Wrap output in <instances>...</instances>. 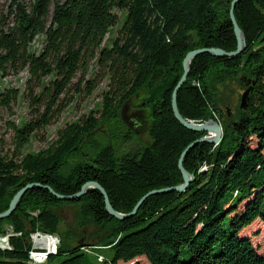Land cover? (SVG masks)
Wrapping results in <instances>:
<instances>
[{
  "label": "trees",
  "instance_id": "1",
  "mask_svg": "<svg viewBox=\"0 0 264 264\" xmlns=\"http://www.w3.org/2000/svg\"><path fill=\"white\" fill-rule=\"evenodd\" d=\"M232 1L11 0L0 12V76L26 72L27 84L41 89L39 95L29 94L31 103L46 107L38 119L14 128L16 153L50 124L56 102L90 63L109 80L99 118L92 112L67 125L45 149L20 160L17 154L0 155V213L25 185L41 186L25 192L14 212L0 221V234L6 225L21 234L10 239V251H0V264L22 263L28 235L36 230L60 237L52 264H131L141 258L148 264H264V255L240 235L254 221L264 223V0H239L234 7L245 44L241 54H200L190 61L176 97L179 114L187 121L218 123L221 137L216 145L200 143L186 154L183 168L191 182L184 192L151 196L133 217L119 221L106 212L96 189L63 201L44 188L69 196L96 182L113 210L126 215L147 193L181 185L178 160L205 133L176 121L172 92L187 53L236 50ZM115 10L124 13L122 25L102 46L119 23ZM35 39L42 44L38 51L32 49ZM248 80L254 84L248 85L247 108L236 107L228 117L222 106L229 85L245 91ZM88 84L90 95L94 81ZM139 95L138 107L148 113L149 143L121 156L110 144L95 146L87 155L82 144L100 123L117 118L122 105ZM17 96V90L7 89L0 102L8 106ZM253 138L256 147L249 145ZM65 206L78 213L76 230L62 222ZM88 227L95 231L85 236ZM108 250L109 256L99 252Z\"/></svg>",
  "mask_w": 264,
  "mask_h": 264
},
{
  "label": "rangeland",
  "instance_id": "2",
  "mask_svg": "<svg viewBox=\"0 0 264 264\" xmlns=\"http://www.w3.org/2000/svg\"><path fill=\"white\" fill-rule=\"evenodd\" d=\"M10 1L11 0H0V12L6 11V8L8 7ZM115 13L119 18V23L113 29L112 33L105 37L102 46H104L106 42L107 43L109 42L107 40L110 37L116 36L117 31L122 25L124 13H122L120 10H115ZM41 47H42L41 41L35 39L34 42L32 43V49L38 51L39 49H41ZM236 47H237V41H236ZM27 81H28V75L26 74V72H21L17 76L11 75L5 78L0 76V93L4 92L7 89H15L18 91V96L16 100L10 102L8 106H5L3 102H0V155L9 158L12 157L14 154H17L16 158L18 160H20L27 153H37L40 150L45 149L47 146H49L59 137L60 132L63 131L67 125L74 122H78L79 120L86 118L90 113L93 112L94 117L99 118L102 112L103 96L109 90L108 78L105 77V75L99 70L95 62L90 63L88 65V71L84 74V76H82L81 72H79L72 80L67 91H65L60 96L59 100L56 102L55 106L53 107V110H55L54 118L50 122V124L44 128H41L40 130L35 131L34 134L31 136L29 144L25 145L16 153L15 150L16 140H15L14 128H19L24 124L28 123L29 121H34L38 119V117L41 114H43L46 108L45 104H40L38 106V105H33L31 103L29 94L32 92V94L34 95H39L41 89L36 88L33 83L27 84ZM48 81L49 78L45 80V82ZM92 81H94V88L92 90V93L88 95L86 93L88 90L86 86H89L88 83ZM76 86L79 87V89L82 92L75 93ZM229 89L230 90H227V100L225 104L222 106L223 111H226L228 117H230L233 114V112H235L236 107L240 108V99H241V95L244 92L242 89H239L234 84L229 85ZM141 98L142 95H139L136 99H131L128 102L124 103L120 108V110L118 111L117 118L111 117L108 120L101 122L100 125L93 132V135L89 137L82 144L83 151L87 155H92V150L94 149L95 146H105L110 144L114 147L117 156H121L123 154H126L128 152L140 148L142 145L148 144L149 143L148 113L142 111L138 107ZM122 110L124 112V118L126 119L127 123H125V121H123L122 119ZM187 122L193 125H202L203 123H205V122L198 123V121L196 122L187 121ZM129 132L131 133L130 134L131 139L129 141H126L125 138ZM205 136H207L206 133L203 137ZM249 145L251 147H256L258 145V142L255 138H253L252 140H250ZM74 161H75L74 159L73 160L71 159L69 160V163L72 164ZM203 170L204 168H202V171ZM73 195H69V196H73ZM61 215H62V222L65 227L73 230L77 229L78 213L75 208L65 206L62 208ZM94 231L95 229L93 227H88L85 231V236L91 234ZM43 235L52 236L58 238L59 240V243H57L56 252L47 255V259H48L47 264H52L50 262V258L57 254V251L61 243L60 237L57 234L43 233L38 230L31 232L28 235L29 249L27 250L26 253L27 258L20 264H29L30 261L32 262L31 255L33 252L46 253L47 248L50 245H49V241L43 238ZM240 235L242 237H248L251 240L253 246L258 250V253L260 255H264V223L263 222H261L260 220L254 221L249 227L243 229L240 232ZM20 236H21L20 233L13 232V228L11 225H6L4 227L3 232L0 234V238H2V240L0 239V251L3 252L10 251L12 248L10 244V239L12 237H20ZM5 240H8L7 243L8 247H6L4 244ZM97 249L100 248H96L95 250ZM99 252L104 254L105 256H109L111 254V251L109 250L99 251ZM131 264H148V262L144 258H141L138 260V262L136 263L132 262Z\"/></svg>",
  "mask_w": 264,
  "mask_h": 264
},
{
  "label": "water",
  "instance_id": "3",
  "mask_svg": "<svg viewBox=\"0 0 264 264\" xmlns=\"http://www.w3.org/2000/svg\"><path fill=\"white\" fill-rule=\"evenodd\" d=\"M239 2V0H233L231 5H230V9H229V20L230 23L233 27V31L236 37V41H237V47H236V51L234 52H225L221 49H217V48H209V49H196L193 50L189 53H187V55L185 56L183 63H182V68H183V74L179 80V82L177 83L173 93H172V97H171V107H172V113L174 118L176 119V121L183 126L185 129L192 131V132H196V133H206L207 136L205 137H201L200 139L194 141L193 143H191L181 154L179 160H178V169L181 173L182 179H183V183L181 185H178L176 187H172V188H166V189H160V190H154L151 191L149 193H147L146 195H144L139 201L138 203L135 205V207L133 208V210L131 211V213L126 214V215H122L119 214L117 212H115L112 207L110 206L108 197L104 191V189L96 182H87L85 183L82 187L79 193L73 195V196H61L59 194H56L55 192H53L49 187H44L46 190H48L50 192L51 195H53L54 197H56L59 200H63V201H73L75 199H79L81 196L84 195V193L86 192L87 189L92 188V189H96L97 191L100 192V194L103 197L104 200V205H105V210L106 212L114 217L115 219L122 221L124 219H128L130 217H133L138 208L142 205V203L148 199L151 196H155V195H160V194H168V193H172V192H177V193H182L186 190L187 186L189 185V183L191 182V176L184 170L183 168V160L184 157L186 156V154L193 149L196 145L200 144V143H205V144H210V145H216L219 143L220 137H221V128L219 126L218 123L213 122V121H207L205 123H203L202 125H193L191 123H188L186 120H184L178 110H177V105H176V97H177V93L179 91V89L183 86V84L186 81L187 75L189 73V64L190 61L197 55L200 54H210L212 56H216V57H221V58H233L236 57L237 55H239L243 49H244V41H243V35L234 19V7L235 5ZM249 84H254L253 81H246V85L248 86ZM252 91V86H248L247 89L243 92V94L241 95V99H240V109L245 110L247 108L248 105V100H249V94ZM124 110V109H123ZM122 110V119L123 121H125V123H127L126 119L124 118V112ZM210 132L213 133L212 137L209 136ZM33 188H41V186L39 184H28L26 186H24L22 189H20L16 195L12 198L10 204H9V208L6 212L0 214V220L6 219L9 217V215L14 211L18 200L20 199V197L29 189H33Z\"/></svg>",
  "mask_w": 264,
  "mask_h": 264
},
{
  "label": "built area",
  "instance_id": "4",
  "mask_svg": "<svg viewBox=\"0 0 264 264\" xmlns=\"http://www.w3.org/2000/svg\"><path fill=\"white\" fill-rule=\"evenodd\" d=\"M43 238L47 239L49 241V247L47 248V251L46 253L44 252H33L32 255H31V258H32V262L30 261L29 264H47V255L48 254H53L56 252L57 250V243H59V240L58 238H55V237H52V236H48V235H43ZM2 240V238H0ZM4 242V241H3ZM8 243V240H5L4 244L6 247H8L7 245ZM86 252H89L87 251V249L85 250ZM98 260L101 261L102 260V257L101 256H98Z\"/></svg>",
  "mask_w": 264,
  "mask_h": 264
},
{
  "label": "bare ground",
  "instance_id": "5",
  "mask_svg": "<svg viewBox=\"0 0 264 264\" xmlns=\"http://www.w3.org/2000/svg\"><path fill=\"white\" fill-rule=\"evenodd\" d=\"M212 135H213V133H212V132H210L209 136H210V137H212Z\"/></svg>",
  "mask_w": 264,
  "mask_h": 264
},
{
  "label": "crops",
  "instance_id": "6",
  "mask_svg": "<svg viewBox=\"0 0 264 264\" xmlns=\"http://www.w3.org/2000/svg\"><path fill=\"white\" fill-rule=\"evenodd\" d=\"M137 262H138V260H137Z\"/></svg>",
  "mask_w": 264,
  "mask_h": 264
}]
</instances>
